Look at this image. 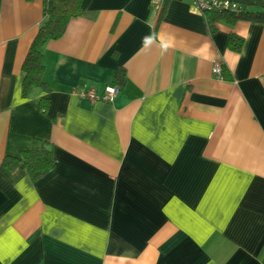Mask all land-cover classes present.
I'll use <instances>...</instances> for the list:
<instances>
[{
    "label": "crops",
    "instance_id": "1",
    "mask_svg": "<svg viewBox=\"0 0 264 264\" xmlns=\"http://www.w3.org/2000/svg\"><path fill=\"white\" fill-rule=\"evenodd\" d=\"M42 2L0 0V264H264V25L81 0L23 98ZM45 144L34 182L5 161Z\"/></svg>",
    "mask_w": 264,
    "mask_h": 264
},
{
    "label": "trees",
    "instance_id": "2",
    "mask_svg": "<svg viewBox=\"0 0 264 264\" xmlns=\"http://www.w3.org/2000/svg\"><path fill=\"white\" fill-rule=\"evenodd\" d=\"M237 7L235 11H209L205 12V21L209 30H213V24L227 22L232 25L237 20L251 21L264 25V0H229ZM81 0H43L42 16L43 21L38 27L27 54L22 63L23 81L21 95L27 97L32 87H37L47 92V84L43 81V55L41 48L49 40L61 37L68 22L81 15ZM169 0H161L158 20L163 16ZM227 46L229 49L238 52L242 46V40L233 33L229 34ZM118 89L123 85V74L116 75ZM48 99L42 97L39 101V108L45 112L48 108ZM13 167L24 169L31 181H36L52 170L53 160L51 148L45 144L40 150H24L20 158H5Z\"/></svg>",
    "mask_w": 264,
    "mask_h": 264
},
{
    "label": "built area",
    "instance_id": "3",
    "mask_svg": "<svg viewBox=\"0 0 264 264\" xmlns=\"http://www.w3.org/2000/svg\"><path fill=\"white\" fill-rule=\"evenodd\" d=\"M161 0H152V4L155 8H160ZM194 6L204 14L209 11H235L237 9L236 5L229 0H193ZM213 73L217 76L220 75V66L219 63H215L213 66ZM118 91L117 87L106 88L105 94L101 97L97 96L93 90L79 88L74 91V94L81 99H89L91 101L102 100L104 102H111Z\"/></svg>",
    "mask_w": 264,
    "mask_h": 264
}]
</instances>
